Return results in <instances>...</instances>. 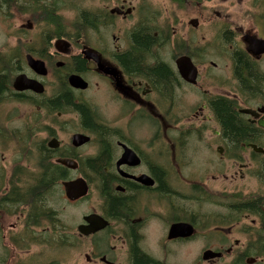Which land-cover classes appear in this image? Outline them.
Wrapping results in <instances>:
<instances>
[{"label":"flooded vegetation","instance_id":"obj_1","mask_svg":"<svg viewBox=\"0 0 264 264\" xmlns=\"http://www.w3.org/2000/svg\"><path fill=\"white\" fill-rule=\"evenodd\" d=\"M0 31V264H264V0H0Z\"/></svg>","mask_w":264,"mask_h":264},{"label":"trees","instance_id":"obj_2","mask_svg":"<svg viewBox=\"0 0 264 264\" xmlns=\"http://www.w3.org/2000/svg\"><path fill=\"white\" fill-rule=\"evenodd\" d=\"M220 122L224 126L225 130L237 132L243 130V126L241 125V122L238 120V118H220ZM245 131H247L246 128ZM239 138L240 137H237L236 139Z\"/></svg>","mask_w":264,"mask_h":264},{"label":"rangeland","instance_id":"obj_3","mask_svg":"<svg viewBox=\"0 0 264 264\" xmlns=\"http://www.w3.org/2000/svg\"><path fill=\"white\" fill-rule=\"evenodd\" d=\"M73 26L74 25H72V28H73ZM0 34H1V31H0ZM22 115H23V118H26V115H25L24 111L22 112ZM69 212L71 213V222H72V226H73V224L75 223L73 221V219L75 218L74 215L78 214V213H77V210L72 209V208H71V210L69 209ZM37 250H39V249H37ZM37 250L34 251V252H36L35 256L38 254ZM52 252H54L55 255L71 254L70 258L73 259V260H76V258H77V254H76L75 251H49V252H47V255L49 254V255L53 256Z\"/></svg>","mask_w":264,"mask_h":264},{"label":"water","instance_id":"obj_4","mask_svg":"<svg viewBox=\"0 0 264 264\" xmlns=\"http://www.w3.org/2000/svg\"><path fill=\"white\" fill-rule=\"evenodd\" d=\"M73 78H78V77H73ZM74 84L75 82L72 81ZM67 193L70 199H78L80 196V186L79 185H72V186H67Z\"/></svg>","mask_w":264,"mask_h":264}]
</instances>
